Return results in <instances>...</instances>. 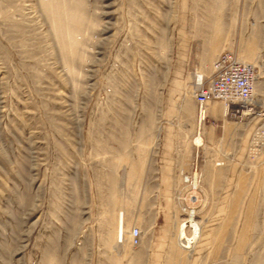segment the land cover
<instances>
[{
  "label": "rangeland",
  "instance_id": "rangeland-1",
  "mask_svg": "<svg viewBox=\"0 0 264 264\" xmlns=\"http://www.w3.org/2000/svg\"><path fill=\"white\" fill-rule=\"evenodd\" d=\"M224 51L252 97L200 119ZM189 215L190 264H264V0H0V264L174 262Z\"/></svg>",
  "mask_w": 264,
  "mask_h": 264
},
{
  "label": "built area",
  "instance_id": "built-area-1",
  "mask_svg": "<svg viewBox=\"0 0 264 264\" xmlns=\"http://www.w3.org/2000/svg\"><path fill=\"white\" fill-rule=\"evenodd\" d=\"M255 69L252 65L238 60L228 51L220 53L214 61L210 77L194 94L200 119H204L209 101H220L228 111L238 112L252 96ZM132 244H137L139 232H131Z\"/></svg>",
  "mask_w": 264,
  "mask_h": 264
},
{
  "label": "bare ground",
  "instance_id": "bare-ground-1",
  "mask_svg": "<svg viewBox=\"0 0 264 264\" xmlns=\"http://www.w3.org/2000/svg\"><path fill=\"white\" fill-rule=\"evenodd\" d=\"M249 64H251V63H249ZM200 79H201V76H198L197 77V80L200 81ZM256 79H257V77H256ZM206 111H207V108H206ZM206 111H205V115H206ZM208 113L211 116H216L217 114H220V115H223L224 116V115L227 114V109H226V107L224 105H222L221 110H219L217 108L216 104H213V105H211L209 107V112ZM189 213H192V212H189ZM191 218H193V216ZM193 221H192V219H190V215H189L188 220H186L185 222H182V223L178 224V227H177L178 228L177 229L178 231H177L176 236H177V243L181 247H184V248L185 247H188L189 248L190 247V244L192 242V239L198 234V225L195 223V221L194 222ZM190 225L193 227V231H194L193 238H191V239H190V237H187L185 235V232H184L185 227H187V226L190 227ZM123 227H124V225H123V218H122V216L119 215L118 222H117V233H116L117 238L118 237H122ZM193 241H194V239H193Z\"/></svg>",
  "mask_w": 264,
  "mask_h": 264
},
{
  "label": "crops",
  "instance_id": "crops-1",
  "mask_svg": "<svg viewBox=\"0 0 264 264\" xmlns=\"http://www.w3.org/2000/svg\"><path fill=\"white\" fill-rule=\"evenodd\" d=\"M166 252L169 254H185L187 255L190 254V247H168L166 249ZM175 260V259H174ZM190 264V256L187 255L186 257H178L177 260H175L174 262H172V259H170V262L166 263V264Z\"/></svg>",
  "mask_w": 264,
  "mask_h": 264
}]
</instances>
